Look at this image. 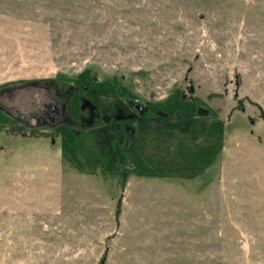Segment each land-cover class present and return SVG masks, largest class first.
Returning a JSON list of instances; mask_svg holds the SVG:
<instances>
[{
	"label": "rangeland",
	"instance_id": "rangeland-1",
	"mask_svg": "<svg viewBox=\"0 0 264 264\" xmlns=\"http://www.w3.org/2000/svg\"><path fill=\"white\" fill-rule=\"evenodd\" d=\"M67 85L0 126V264H264V0H0V124Z\"/></svg>",
	"mask_w": 264,
	"mask_h": 264
},
{
	"label": "trees",
	"instance_id": "trees-1",
	"mask_svg": "<svg viewBox=\"0 0 264 264\" xmlns=\"http://www.w3.org/2000/svg\"><path fill=\"white\" fill-rule=\"evenodd\" d=\"M74 89H77V88H75V86H73V85H67L66 89H61V90L58 89V90H56V92L53 91L56 93L54 95V98H56L58 100V102L61 103V106H62L61 108L58 107V109L56 111V112H58V114L60 116V120L52 122V123L51 122H48V123L41 122L42 124H39L35 120V122H36L35 125H39V126H36V127L33 126L32 127V125H30L26 121L25 122H19L15 119V123H13V124H0V126L6 127L5 129L8 130L7 131L8 133H13V131H15L16 129L20 130L21 132L22 131L24 132L26 129H28L32 133L39 131L41 134L47 135L49 137H51L50 135H52V136L56 135V136H58V138L60 140L62 138V136H61L62 133H61L59 127L54 128V126L56 123H58V124L60 123V125H61L62 123L65 122V118H64L65 115L64 114H66L65 111L68 112V108H67V105L65 103L66 102L67 103L72 102V100H74V98L72 97V93H73ZM70 97L72 99H70ZM238 106H239V108L243 107L240 101L238 102ZM69 114H70V112H69ZM260 118L264 122V110L261 107H260ZM92 127H94L93 123H90L89 121H86V120H80L79 123H77V125L72 126L71 129L80 132V131L90 129ZM125 181H126V179H123V185H124ZM117 214H118V210H117Z\"/></svg>",
	"mask_w": 264,
	"mask_h": 264
},
{
	"label": "flooded vegetation",
	"instance_id": "flooded-vegetation-1",
	"mask_svg": "<svg viewBox=\"0 0 264 264\" xmlns=\"http://www.w3.org/2000/svg\"><path fill=\"white\" fill-rule=\"evenodd\" d=\"M56 94V93H55ZM48 97H50V98H52L53 97V95H51L50 93H49V95H48ZM57 100H56V98H55V102H56ZM48 108V110H47V113H50V115L48 114L47 116H46V118L48 119V120H46V121H48V122H55V120H54V117H53V114H55V112L57 111L56 109H58V108H56V106H54V104L52 105H50L49 104V106L47 107L46 106V109ZM39 124H42L41 123V119H40V117H35L34 118Z\"/></svg>",
	"mask_w": 264,
	"mask_h": 264
}]
</instances>
